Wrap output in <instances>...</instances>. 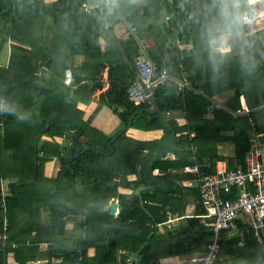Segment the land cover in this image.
<instances>
[{
  "label": "trees",
  "instance_id": "1",
  "mask_svg": "<svg viewBox=\"0 0 264 264\" xmlns=\"http://www.w3.org/2000/svg\"><path fill=\"white\" fill-rule=\"evenodd\" d=\"M94 2L89 11L83 10ZM220 3L118 0L115 7L105 0H0V52L7 43L9 47L7 64L0 67V101L15 104L27 116L19 120L0 113V184L8 189L5 197L0 195V264L8 259L14 264H52L53 259H60L58 264H135L124 262L133 254L137 264H161L208 254L214 234L201 217L197 180L212 175L219 160L228 169L242 162L254 135L264 142V25L228 26L219 16ZM102 22L110 31L133 24L140 42L152 37L148 56L173 79L151 94L164 117L176 112L184 119L180 125L165 119L175 142L170 154L149 170L158 172L165 190L147 189L142 175L146 152L167 133L158 114L137 113L130 128L162 130L159 141L141 142L126 133L111 141L91 127L103 106L114 105L105 93L86 120L76 108L78 101L87 105L103 87L105 68L107 91L117 89L125 104L112 110L122 127L140 108L150 107L147 100L135 106L128 99L138 76L136 41L109 36ZM220 37L226 41L222 48L210 43ZM175 41L190 45L187 57L171 45ZM74 53L85 59L81 68L72 65ZM47 60L48 67L41 69ZM66 69L71 74L68 86L63 83ZM93 79L90 86L81 84ZM183 80L190 88H178L176 81ZM40 87L48 92L40 94ZM240 97L249 113L234 116ZM69 141L71 157H63ZM227 144L233 146L232 156L219 152ZM53 161L55 174L44 176L45 165ZM192 167L197 173L184 172ZM139 187L146 189L136 194ZM113 202L116 216L108 213ZM167 213L179 218L175 224H165ZM219 237L213 264H264V232L259 241L239 225L235 234L222 232ZM43 241L48 242L44 248L39 244Z\"/></svg>",
  "mask_w": 264,
  "mask_h": 264
},
{
  "label": "built area",
  "instance_id": "2",
  "mask_svg": "<svg viewBox=\"0 0 264 264\" xmlns=\"http://www.w3.org/2000/svg\"><path fill=\"white\" fill-rule=\"evenodd\" d=\"M105 1L115 7L118 5V0ZM208 1L218 3L221 0ZM246 2L247 0L244 1V4ZM252 7L255 9V14L250 17L249 23L241 25L262 28L264 25V0H255ZM123 36L125 39H133L137 43L133 64L138 76L128 90V99L135 106H140L143 101L147 100L143 87L149 90V94H152L153 89L157 86L173 79L165 69L158 70L156 64L151 61L147 45L138 40V30L133 24H125ZM183 59L185 60L184 57ZM63 83L67 86L71 83L69 71H65ZM176 83L180 89L191 86L188 80L176 81ZM240 104V108L233 112L234 116H243L249 113L245 102H240ZM250 143V149L244 160L238 161L233 169H228L226 162L219 160L215 164L212 175L197 180L201 204L204 209L201 217L214 234V241L208 248V254L203 258L196 259L197 262L213 264L220 240L219 233L235 234L239 225H244L252 230L254 236L260 241L261 232H264V142L260 140L259 135H254ZM190 150L193 154L195 153L194 147H191ZM184 172L194 174L197 173V168H186ZM153 175L157 176L158 172L153 171ZM7 191V187L0 184L2 197L7 195ZM178 219L176 215L167 213L165 224L170 225ZM5 226L6 221L4 220L3 227ZM0 240L3 246L4 235Z\"/></svg>",
  "mask_w": 264,
  "mask_h": 264
},
{
  "label": "crops",
  "instance_id": "3",
  "mask_svg": "<svg viewBox=\"0 0 264 264\" xmlns=\"http://www.w3.org/2000/svg\"><path fill=\"white\" fill-rule=\"evenodd\" d=\"M55 1L56 0H42V2H44V4L53 3ZM94 6H95V2L94 3H90L89 5H85L86 8H84L83 10L84 11H89V9L93 8ZM72 18H73V16H72ZM123 31H124L123 25H117V26H115L113 28V31H111V32H112V34L114 36H117L118 38H123L124 39ZM98 42H99V45H100L101 49H103L104 41L102 39H99ZM142 42L147 45V48H148L147 50L152 49L154 47V41H153L152 37H149L145 41H142ZM171 45H173V46L176 45L178 47V50L182 51L181 52V56L184 55L186 57H187V53L189 52V49L191 48L190 45L182 46V44H179L178 41H175L174 43H171ZM8 54H9V47L6 44L3 47L2 51L0 52V55H1V57H0V67H5L6 66ZM122 54H123V56L125 55L123 52H122ZM70 58L72 59V65H73L74 68H81L84 65V63H85L84 57L81 56L80 54L74 53ZM124 59H125V56H124ZM47 62H48V65H49L50 61L47 60L45 63H47ZM45 63H44V66L41 69L46 70L48 65L45 67ZM126 63H127V61H126ZM41 69H39V72H41ZM65 71H70V70L66 69ZM44 76L45 77L47 76L46 72H44ZM92 82H94V79L93 80H86L84 82H81V84H83L85 86H90V84ZM100 82L103 83V85H102L103 87L101 89L98 88V89L95 90V92H93L91 101L87 105H85V103L80 102V101H78L77 104H76V108L78 110L82 111L85 114V116L83 117V120H86L88 118V116L91 114V112L93 111V109L96 108L97 103L99 102V99H100L101 95H103L105 93V97L109 98L107 96V93H109L111 91H114V90H117V89H110L109 91H107V89H108L107 68H105L104 71L102 72V76H101ZM45 90L47 91V89H45ZM110 97H112V94H110ZM240 102H245L243 97H240ZM82 105L84 106V108H82ZM115 105H121V104H114V106H112V107L103 106L97 112V114L94 116V118H93V120L91 122V127H93L94 129H98L99 130V128L101 127L100 119L101 118L104 119V122H105L106 119H109L108 115L111 114L113 116V123L111 124L109 122L108 123L105 122L103 128L100 131L106 136L113 137V135H115V134L117 135L121 128H120V125H118L119 127L116 126V121L118 120L119 124H120V122H119V119L115 116V114L113 113L112 110H117V111L119 110L120 111V108L115 106ZM170 118L174 119L178 123V125H180V124H182L184 122V119L182 118V115L180 113L174 112L173 114H167L165 116V119H170ZM118 128H119V130L115 131ZM124 128L125 127H122V130ZM77 130H74V131H72L70 133H74ZM124 133H126L129 137L133 138L134 140L141 141V142L159 141L162 138L163 134H164V132L162 130L145 132V131H140V130H137V129H132L130 127ZM67 145H70V141L67 143ZM222 147L224 148L223 151L226 149V147L224 145L219 146V152L222 155L225 156L226 154L221 151ZM55 165L56 164L54 162V166ZM4 187H6V184H4ZM117 213H118V207L116 209L115 216L117 215ZM176 222H174L173 224H175ZM39 244H40V246H42L44 248V247H46L48 242L43 241V242H40ZM93 254H94V250L90 249L88 251V256H92ZM133 256H136V254H133L131 257L127 258V260L124 261V262L130 261V262L134 263V261L131 259ZM59 262H60V259H53L52 260V264H58ZM36 263L40 264V262H36ZM137 263H138V258H137V262L135 264H137ZM7 264H14V263H12V261L10 259H8ZM161 264H199V263L196 261L195 257L194 258H191V257H177V258L165 259V260L162 261Z\"/></svg>",
  "mask_w": 264,
  "mask_h": 264
},
{
  "label": "water",
  "instance_id": "4",
  "mask_svg": "<svg viewBox=\"0 0 264 264\" xmlns=\"http://www.w3.org/2000/svg\"><path fill=\"white\" fill-rule=\"evenodd\" d=\"M95 18L99 20L98 17H95ZM102 24H103L105 32L109 36H112L113 34L110 31V29L106 26V24H104L103 22H102ZM214 30L217 34H219L221 32V25L219 23L215 24ZM125 60L127 61L126 58H125ZM47 65H48V62L45 63V67ZM143 92L147 95V101L150 104V108H140L135 114H133L131 116V120H130L128 126L125 127L122 131H120L117 135H115V137H113L111 141L115 140L120 134L124 133L130 127V124H131L132 120L134 119V117L136 116L137 113L145 112L147 114H158L160 117V120L167 127V133H166L163 141H161L155 148H152L146 152L145 159L142 163V175H143L144 182L148 184V186L146 187L147 189H149V190H165L167 188V186L165 185V181L163 179L158 178L157 176L151 174L149 170H150V167L153 165L155 160H160L164 156L170 154L171 146L175 142V133H174L173 128H171L167 124L165 117L160 112L158 105L155 102L153 96L151 94H149V90L143 87ZM39 93L45 95L47 93V91L43 87H41L39 89ZM110 94H112V97H110ZM107 96L109 97L110 102L113 104H122V105L124 104L122 102L117 90H114V91L107 93ZM82 108H84L83 105H82ZM87 149L88 148H86L85 150H87ZM62 156L63 157L67 156L69 158L71 157L69 145H67V149ZM146 188L145 187H139L135 191V193L139 194L141 191L145 190ZM116 209H117V204L112 203L109 207V210H108L109 215L115 216ZM131 259L134 261V263L137 262L136 256H133Z\"/></svg>",
  "mask_w": 264,
  "mask_h": 264
},
{
  "label": "clouds",
  "instance_id": "5",
  "mask_svg": "<svg viewBox=\"0 0 264 264\" xmlns=\"http://www.w3.org/2000/svg\"><path fill=\"white\" fill-rule=\"evenodd\" d=\"M255 0H247L243 5L244 11H241V0H221L219 5V16L224 24L230 27H239L242 23H249L250 17L255 14V9L252 7ZM210 43L217 47H223L226 43L223 37L211 39ZM6 112L15 115L17 119L23 120L27 116L18 112L17 106L13 103L0 101V113Z\"/></svg>",
  "mask_w": 264,
  "mask_h": 264
},
{
  "label": "rangeland",
  "instance_id": "6",
  "mask_svg": "<svg viewBox=\"0 0 264 264\" xmlns=\"http://www.w3.org/2000/svg\"><path fill=\"white\" fill-rule=\"evenodd\" d=\"M259 28V27H258ZM260 29V28H259ZM218 35V34H217ZM7 46H8V43H7ZM57 68H58V66H56ZM114 106V105H113ZM102 116V115H101ZM105 117V116H104ZM108 118L109 119H106V123H113V116L111 115V114H109L108 115ZM105 122H104V119H100V123H101V127L99 128V130L98 129H96V130H98V131H100L102 128H103V126H104V124H105ZM118 125H120L119 123H118V120L116 121V126H118ZM119 127V126H118ZM120 131L122 130V126L120 125ZM95 130V131H96ZM117 130H119V128L118 129H116L115 131H117ZM114 131V132H115ZM119 131V132H120ZM90 134V133H89ZM94 134V133H93ZM116 135V134H115ZM115 135H113V137H115ZM112 137V138H113ZM111 138V139H112ZM45 141H48V142H51L49 139H44ZM59 141V140H58ZM225 147H226V149L223 151V147H222V149H221V151L223 152V153H225L226 155L225 156H232V154H233V146L231 145V144H227V145H224ZM54 162L55 161H53V163L52 162H50V163H47L45 166L46 167H44V176H46V177H52L54 174H55V172H56V169H55V166H54ZM4 189H6V188H4ZM7 193V192H6ZM6 193H5V195H6ZM189 213H190V211H189Z\"/></svg>",
  "mask_w": 264,
  "mask_h": 264
}]
</instances>
